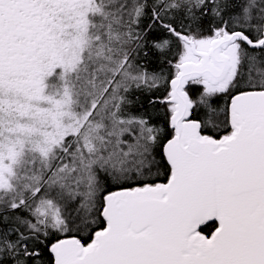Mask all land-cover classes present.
Instances as JSON below:
<instances>
[{
	"label": "snow or ice",
	"instance_id": "snow-or-ice-1",
	"mask_svg": "<svg viewBox=\"0 0 264 264\" xmlns=\"http://www.w3.org/2000/svg\"><path fill=\"white\" fill-rule=\"evenodd\" d=\"M0 264H264V0H0Z\"/></svg>",
	"mask_w": 264,
	"mask_h": 264
},
{
	"label": "trees",
	"instance_id": "trees-1",
	"mask_svg": "<svg viewBox=\"0 0 264 264\" xmlns=\"http://www.w3.org/2000/svg\"><path fill=\"white\" fill-rule=\"evenodd\" d=\"M176 51L177 49L174 47L172 54H175ZM145 63L148 64V68L150 71L151 70L158 71L161 67L160 62L157 60L156 57H150L149 61H145ZM163 67L166 73L174 71V69L169 68L167 65H164ZM163 92H164V89L163 87H161L159 90L155 91V96L160 97L163 94ZM129 98L133 101L129 109L130 111L137 112V113L147 112L154 120L159 119L162 106L160 105H157L155 107L150 106L148 101L152 97H149L143 94L142 92L137 91L133 95H131Z\"/></svg>",
	"mask_w": 264,
	"mask_h": 264
}]
</instances>
